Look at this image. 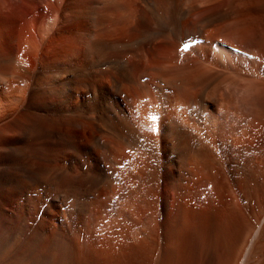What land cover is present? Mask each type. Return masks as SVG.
Masks as SVG:
<instances>
[{"label":"bare ground","instance_id":"6f19581e","mask_svg":"<svg viewBox=\"0 0 264 264\" xmlns=\"http://www.w3.org/2000/svg\"><path fill=\"white\" fill-rule=\"evenodd\" d=\"M58 1L0 0V10L15 9L0 19V41L9 44L15 33L19 43L32 45L37 59L29 71L14 50L0 54V82L8 88L15 78L28 82L24 111L13 125L18 135L0 150H6L0 163L8 162L0 164L5 201L12 193L14 200L24 196L11 186V165L28 153L35 124L61 119L73 130L57 133L55 155L43 159L48 169L31 181L59 188L63 178L76 174L73 159L80 156L89 187L84 193L94 200L86 199L77 211L70 202L74 194L63 191L47 207L53 213L56 201L68 203L70 219L76 214L88 226L91 220L102 225L97 252H83L79 264H159L165 256L174 264H264V0H227L228 10L201 16L182 37V20L203 7L194 0L186 8L178 0H62L52 36H40V24ZM238 3L240 15L252 19L244 30L225 22L206 34L228 33L212 43L225 53L224 65L214 61L209 67L198 59L192 67L157 64L164 53L163 62L171 64L172 53L206 52L207 39L200 36L226 21ZM65 15L69 26L61 29ZM71 74L76 76L60 86ZM5 189H12L7 196ZM94 204L104 215H92ZM0 219L2 227L15 219L2 199ZM123 221L127 229H116ZM57 233L51 245L61 244L62 254L44 247L6 249L0 264H72L68 235L61 240ZM227 234L233 240L221 244L214 260V248Z\"/></svg>","mask_w":264,"mask_h":264},{"label":"rangeland","instance_id":"374dc122","mask_svg":"<svg viewBox=\"0 0 264 264\" xmlns=\"http://www.w3.org/2000/svg\"><path fill=\"white\" fill-rule=\"evenodd\" d=\"M57 1L58 0H55V2ZM178 1H181V2H178V6L180 5V3L182 2L184 3V4L183 3L181 4L180 8H184V7L186 8L187 5L189 4L188 1L190 0H187L186 2L184 0H178ZM199 1L201 3H199ZM202 1L194 0V3L198 2V5L199 6L202 5L203 7H198V9H195L188 17L182 20V22L180 23L177 29V32H180L179 33L180 37L184 35H188V32H190L196 27L195 25L201 16H206V15L216 16L228 10L227 0H202ZM15 2L18 3V2H21V0H15ZM58 3L59 4L57 5L58 6L57 9H54L51 13H49L44 18L42 23L40 24V27H39L40 36L47 37V38L52 36V32L57 24V22L55 21L57 19L56 17L59 15L58 10L62 7L63 2L62 0H59ZM183 5L185 6L182 7ZM241 7H242L241 4L238 3L236 7L237 9L233 11H229V18L226 21L221 19L213 23L215 26L212 25V26L207 27L206 32L202 36H200L202 38H205V40L207 39L206 49L204 50L206 52H201V54H199L200 53L199 52L197 54L186 55V56L179 54V53L177 54L172 53L171 56L169 55L171 59L170 61L171 64H165V62H163V60L167 58V53L166 54L164 53L159 56L157 64L159 66H162L168 69H173L174 67L177 66L176 64L192 67V66H195V64L191 65L193 63L192 59L194 61L198 59L201 64H204L206 66L210 65L209 67H214L216 63H218L220 66L224 65L223 64L224 61L227 60L225 53L224 54L221 52L218 53L217 51L219 50L215 48L216 44L212 46V43L218 40L216 39L217 37H219V39H223V38L228 39L229 38L228 33H226V31L221 30L220 32H217V31L214 32L215 33L214 37L208 38L207 35L212 30H214L216 26L223 27L225 22H227L228 24H232L233 26H241V28H243L244 30L245 26H247L248 22H250L252 19H251V16L249 15H242V16L240 15ZM80 8H81V5H78L77 9L80 10ZM14 10L15 9H12L9 7H7L5 10H0V19L1 20L4 19V14L13 13ZM199 11H202V12H199ZM79 24L82 25V22ZM59 25L60 26L58 27L61 29L68 28L69 19L67 15L62 17L61 21L59 22ZM40 28L42 29L40 30ZM1 32H3L2 29L0 30V33ZM209 36L211 35L209 34ZM11 37L12 38H10L9 44L8 43L2 44V42L0 41V54L6 53L8 50L9 51L14 50V52L18 55L19 59L21 60L22 65L27 70L33 71L37 66L36 65L37 59H36V56L33 55L34 49L32 45L28 43H19V39L17 38V34L15 33H12ZM43 37L41 41H43ZM172 40L175 41V38ZM200 41H203V40H200ZM61 44L63 45L64 43H61ZM253 48L258 50L256 47H253ZM220 49L227 50L226 48H222V47H220ZM199 55H200V59H199ZM204 57L205 59L202 61V58ZM207 60H209V62ZM214 61L216 63H214ZM184 62L186 63L184 64ZM208 63H212V64H208ZM13 69H14V66L12 65L10 68V71ZM1 70H2V65H0V71ZM75 76L76 74H71V75L66 76L63 80H61L60 86L65 85L69 80L73 79ZM16 79L17 78L14 79L15 81L12 80L10 82L9 88L5 87V85L0 82V150L2 149L7 150L8 148H10L9 146L11 144H8L6 140L8 141L11 139L13 140V138H16V136L18 135V132H19L17 129L18 127H13V125L15 122L18 121L20 115H22L24 111V106L22 104L24 101V95L26 91L25 87H28V82L27 80H24V79H20V80L19 78L18 80ZM172 96L175 97V95H172ZM38 113L42 115H49L47 111H44L45 113L44 114L42 110ZM58 121L59 123L54 124L52 121L48 120L47 118H41L35 124L36 126L33 132L34 138L29 139L28 150H27L28 153L27 154L25 153L24 155L20 156V158L18 159L20 161L14 159V161L12 162L11 171L13 172V175H12L13 178L12 180H10L12 181L11 186L15 189L18 188L21 191H23L24 196L20 199L16 195V199L18 201L14 200L16 193L15 194L12 193L8 197L7 194L12 189L8 191L7 189H5L4 196H7L6 198L7 202H6L3 195H1L2 193L0 194V201L1 199H2V202L4 200V205L6 206V209L9 215L15 216V219H13L12 222L7 223L3 227L1 225V219H0V251L4 250L5 252V250L7 249L8 250V251L6 250L7 252H12V253H15V252L26 253V252H34V251L45 252L46 249L44 248H48L49 252H52V254H55L57 256L59 254H62L65 251V248L62 247L61 244L59 243L57 245L55 243L51 245V243L53 241V238L58 237L56 235L58 234L57 232L61 231L62 234H59L61 237V240L67 237L65 235L66 233L68 235V245L70 248L69 252L73 255L72 264H79L80 254L82 255L83 252H85L89 255V254H93L95 251L97 252L95 247L96 245H99L98 244L99 240L96 238V233L97 231L102 229L101 228L102 225L98 221L91 220L90 223L92 225L88 226L85 223H81L82 218L76 214L74 215L73 219H70V217H68V214L66 213L68 210V205H67L68 203H65L63 205L60 202L58 203L56 201L55 202L56 207L53 213L51 212L49 213L47 210L48 209L47 207L51 203V200L63 191L69 194H71L72 192L74 194V196H71L72 198L70 199V202L77 203V204L75 203V205H77L76 206L77 211L81 208V206L84 203L83 201H85L86 199L94 200L95 195L90 196L84 193L87 191L89 187L87 188L88 185L84 184L86 181H84L82 178V176L84 175L83 174L84 165H82L81 163L82 161L80 159V156H76L73 159V162H76L75 164L77 165V168H78V170H76V174L74 176L71 175V176L63 178V180H61L59 183V188L56 187V189H54L55 187L51 186L52 187L51 189L49 188L47 184L41 185L40 187H39L40 184L33 186L32 181H31L34 175H36L37 173H45L44 172L45 169H48L49 162L44 161L43 159H50L52 156L55 155L56 144H57L56 142L57 140L55 141V139L58 138L57 133L63 132V133L69 134L73 130L72 128L68 126L67 121L61 120V119H59ZM14 144L19 145L20 143H14ZM6 150H3V152L0 151V156H3L1 158L6 157V155H4L6 154L5 152ZM6 160L0 163L2 166L5 165L4 167H8V162ZM33 163H35V165H33L32 167ZM63 186H65V188ZM14 202L17 204H15ZM18 203H20L19 206H18ZM96 208L97 207L94 204L92 208V212H91L94 217L98 216L99 214L104 215L103 211H100L98 208L97 209ZM123 212H126V213L128 212V214L126 213L123 214ZM123 212L120 215L123 214L126 217L129 216V210L128 211L125 210ZM83 224L86 226H84ZM116 226H117L115 227L116 229L122 228L125 230L128 227L126 221H123L122 223L117 222ZM124 226H127V227H124ZM104 227L105 226L103 225V228ZM140 228L142 227L140 226ZM229 236L230 234L229 235L227 234L226 235L227 240L225 237L224 239L218 242L217 251L214 248V252H213L214 254L213 256L215 257L214 260H216L219 256L218 249L221 247H224L226 242L228 243L232 242L233 239L231 238V236L229 240L230 239L232 240L231 241L228 240ZM221 244L224 246H221ZM167 258L168 257L165 256V260L167 261L166 262L164 261V258L162 257L160 259L159 264L160 263L174 264V261H171L169 258L168 259ZM168 260H170V262Z\"/></svg>","mask_w":264,"mask_h":264},{"label":"snow or ice","instance_id":"6c2138e0","mask_svg":"<svg viewBox=\"0 0 264 264\" xmlns=\"http://www.w3.org/2000/svg\"><path fill=\"white\" fill-rule=\"evenodd\" d=\"M187 47H188V46H187V45H185V50L187 49Z\"/></svg>","mask_w":264,"mask_h":264}]
</instances>
